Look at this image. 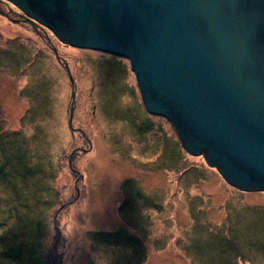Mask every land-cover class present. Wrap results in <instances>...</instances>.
Here are the masks:
<instances>
[{
  "label": "rangeland",
  "instance_id": "1",
  "mask_svg": "<svg viewBox=\"0 0 264 264\" xmlns=\"http://www.w3.org/2000/svg\"><path fill=\"white\" fill-rule=\"evenodd\" d=\"M51 47L75 83L72 127L91 144L72 158L77 191L67 157L88 145L67 126L71 87ZM0 160V253L41 234L35 264L53 245V264H264V192L225 184L183 151L144 110L125 58L2 16Z\"/></svg>",
  "mask_w": 264,
  "mask_h": 264
},
{
  "label": "water",
  "instance_id": "2",
  "mask_svg": "<svg viewBox=\"0 0 264 264\" xmlns=\"http://www.w3.org/2000/svg\"><path fill=\"white\" fill-rule=\"evenodd\" d=\"M64 45L125 58L146 112L166 119L181 147L229 186L264 192V0H0ZM67 126L72 127L75 83ZM55 219V218H54ZM54 222V220H53ZM55 227V225H54Z\"/></svg>",
  "mask_w": 264,
  "mask_h": 264
},
{
  "label": "trees",
  "instance_id": "3",
  "mask_svg": "<svg viewBox=\"0 0 264 264\" xmlns=\"http://www.w3.org/2000/svg\"><path fill=\"white\" fill-rule=\"evenodd\" d=\"M7 54V53H6ZM4 57V54H1ZM184 151V149H183ZM75 154V153H74ZM73 154V155H74ZM74 156H72L73 158ZM1 161V160H0ZM3 163V162H2ZM0 162V181L3 179L2 177L7 174L6 171L4 170V163L2 164ZM22 167V166H21ZM213 170V169H212ZM21 171V169H20ZM214 171V170H213ZM215 172V171H214ZM216 174V173H215ZM220 177V176H219ZM20 178H15L13 180V183L19 180ZM23 179V178H22ZM225 183V182H224ZM226 184V183H225ZM9 229L6 230L7 234L9 233ZM41 234L37 235L35 238H31L28 239L26 241H22L21 244H19L18 248L16 250H14V252H12L11 250L8 249H4L1 251L0 256L3 255L5 257H7L9 260H11L12 264H35V257H34V253H35V249H34V245L39 244V242L37 241V238H40ZM39 246V245H38ZM63 248V247H62ZM53 249H55V246L53 245V248L51 251H48V257H46L45 253H41V258H42V263L43 264H53L52 261H54L55 259H53L55 257V252H52ZM18 255V256H17ZM15 260V261H14Z\"/></svg>",
  "mask_w": 264,
  "mask_h": 264
},
{
  "label": "flooded vegetation",
  "instance_id": "4",
  "mask_svg": "<svg viewBox=\"0 0 264 264\" xmlns=\"http://www.w3.org/2000/svg\"><path fill=\"white\" fill-rule=\"evenodd\" d=\"M0 6L1 7H5L6 12L8 13L9 16H13L15 19L20 20L19 16H20L21 13L14 6H12L11 4H9V3L5 2V1H1L0 2ZM37 30L38 31L39 30L42 31L40 28L37 29ZM42 32L44 33V31H42ZM85 149H87V148H85Z\"/></svg>",
  "mask_w": 264,
  "mask_h": 264
}]
</instances>
